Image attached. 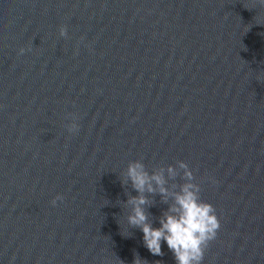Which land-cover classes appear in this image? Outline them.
Wrapping results in <instances>:
<instances>
[{"label":"water","instance_id":"1","mask_svg":"<svg viewBox=\"0 0 264 264\" xmlns=\"http://www.w3.org/2000/svg\"><path fill=\"white\" fill-rule=\"evenodd\" d=\"M257 24V0H0V264H176L127 223L135 160L193 171L221 224L202 264H264ZM145 195L158 227L171 198Z\"/></svg>","mask_w":264,"mask_h":264},{"label":"clouds","instance_id":"2","mask_svg":"<svg viewBox=\"0 0 264 264\" xmlns=\"http://www.w3.org/2000/svg\"><path fill=\"white\" fill-rule=\"evenodd\" d=\"M257 3L264 8V0H257ZM59 33L60 36L66 37V27L61 26ZM30 50L29 47L27 51ZM25 51V48H21L19 53L23 54ZM78 127L74 124L72 130L77 131ZM177 163L179 172L176 167L169 165L166 169L161 168L150 173L141 161L129 162L126 171L122 174L121 184L123 186L130 182L137 195L129 196L124 202L131 206L127 223L130 227L140 229L143 233V245L152 255H164L162 251V242H164L173 253L176 264H202L205 251L209 243L216 239L221 224L215 207L201 199V185L195 182L189 165L184 161ZM178 175L184 182L179 185L178 190L170 191L166 187L167 181L175 179ZM145 193H159L162 202L166 204L171 198V204L159 217L158 227L153 226L149 220L150 214L145 206H150L152 201ZM57 200H63V197L58 195L54 198L51 201L53 206L56 205ZM120 264L124 262L120 260ZM132 264H148V261L135 253Z\"/></svg>","mask_w":264,"mask_h":264}]
</instances>
